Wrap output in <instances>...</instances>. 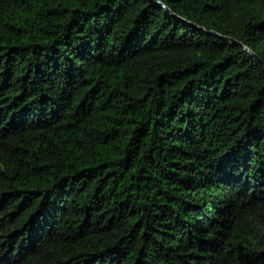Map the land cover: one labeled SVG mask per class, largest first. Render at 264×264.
I'll use <instances>...</instances> for the list:
<instances>
[{"label":"trees","instance_id":"obj_1","mask_svg":"<svg viewBox=\"0 0 264 264\" xmlns=\"http://www.w3.org/2000/svg\"><path fill=\"white\" fill-rule=\"evenodd\" d=\"M0 0V264H264V0Z\"/></svg>","mask_w":264,"mask_h":264},{"label":"water","instance_id":"obj_2","mask_svg":"<svg viewBox=\"0 0 264 264\" xmlns=\"http://www.w3.org/2000/svg\"><path fill=\"white\" fill-rule=\"evenodd\" d=\"M151 2L155 3L158 7L163 8L166 12L171 13V11L169 10V8L163 4L160 0H150ZM211 35H214L216 38L222 40V41H228L233 43L235 46L239 47L240 49H242L245 53L249 54L251 57H253L257 62H259L263 67H264V61L259 58L253 51H251L247 46H245L243 43L235 40L234 38L231 37H226V36H222L218 33L215 32H210Z\"/></svg>","mask_w":264,"mask_h":264}]
</instances>
